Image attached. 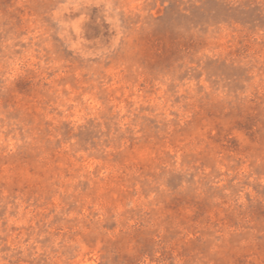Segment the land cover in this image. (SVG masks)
I'll return each instance as SVG.
<instances>
[{"label": "rangeland", "instance_id": "rangeland-1", "mask_svg": "<svg viewBox=\"0 0 264 264\" xmlns=\"http://www.w3.org/2000/svg\"><path fill=\"white\" fill-rule=\"evenodd\" d=\"M0 264H264V0H0Z\"/></svg>", "mask_w": 264, "mask_h": 264}]
</instances>
